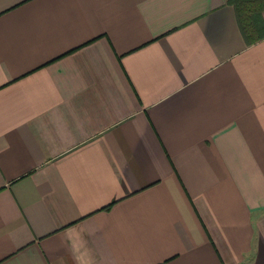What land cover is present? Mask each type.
<instances>
[{"label":"crops","instance_id":"1","mask_svg":"<svg viewBox=\"0 0 264 264\" xmlns=\"http://www.w3.org/2000/svg\"><path fill=\"white\" fill-rule=\"evenodd\" d=\"M0 264H264V38L233 4L0 0Z\"/></svg>","mask_w":264,"mask_h":264},{"label":"trees","instance_id":"2","mask_svg":"<svg viewBox=\"0 0 264 264\" xmlns=\"http://www.w3.org/2000/svg\"><path fill=\"white\" fill-rule=\"evenodd\" d=\"M235 6L237 17L247 44H253L264 38L260 28L258 12L264 9V0H227Z\"/></svg>","mask_w":264,"mask_h":264}]
</instances>
